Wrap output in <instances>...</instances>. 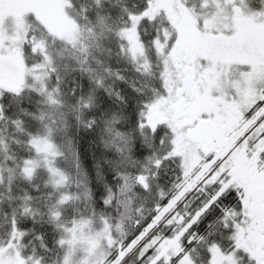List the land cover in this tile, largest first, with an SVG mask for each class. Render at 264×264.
<instances>
[{"label":"snow or ice","instance_id":"snow-or-ice-1","mask_svg":"<svg viewBox=\"0 0 264 264\" xmlns=\"http://www.w3.org/2000/svg\"><path fill=\"white\" fill-rule=\"evenodd\" d=\"M0 264H264V0H0Z\"/></svg>","mask_w":264,"mask_h":264}]
</instances>
